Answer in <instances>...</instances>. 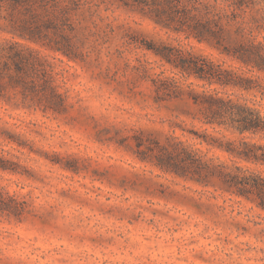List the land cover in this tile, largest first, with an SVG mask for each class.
<instances>
[{"label":"rangeland","instance_id":"obj_1","mask_svg":"<svg viewBox=\"0 0 264 264\" xmlns=\"http://www.w3.org/2000/svg\"><path fill=\"white\" fill-rule=\"evenodd\" d=\"M40 3L64 10L48 30L69 56L30 42L39 50L27 78L34 88L3 75L0 193L18 210H0V264H264L263 210L160 164L172 141L225 159L190 139L187 129L200 123L188 114L196 111L188 89L250 103L259 92L174 75L152 49L180 47L247 77L264 73L156 25L134 0ZM249 15L264 45V3ZM12 36L0 19V41ZM160 71L178 79L180 99L155 100ZM50 85L62 99L55 111L46 108Z\"/></svg>","mask_w":264,"mask_h":264},{"label":"trees","instance_id":"obj_2","mask_svg":"<svg viewBox=\"0 0 264 264\" xmlns=\"http://www.w3.org/2000/svg\"><path fill=\"white\" fill-rule=\"evenodd\" d=\"M40 1L43 2L0 0V19L8 22L9 32L13 34L0 41V95L5 71H9L11 81L29 90L34 88L35 80L27 78L39 58V50L28 43H37L69 56L68 46L51 42L48 30L57 31L58 20L67 18L64 10L56 6L45 9ZM134 1L145 6V16L156 25L184 34L198 43L205 42L220 54L264 73V45L253 35V24L258 21L256 16H248L264 0ZM152 50L161 61L170 65L174 75L192 76L208 85L259 92L260 100L250 103L214 88L200 92L188 89L186 94L196 106V111H188V114L200 123L199 130L187 129L190 139L204 145L207 152L219 150L225 159L206 156L189 144L172 141L165 147V159L160 164L180 177L245 198L264 211V77L259 74L247 77L240 67L225 65L223 60L193 54L180 47L164 46ZM151 81L156 101L180 99L184 94L178 79L163 71ZM48 90V95L45 93L46 108L55 111L62 99L54 86H48ZM0 210L12 212L18 208L0 193Z\"/></svg>","mask_w":264,"mask_h":264}]
</instances>
